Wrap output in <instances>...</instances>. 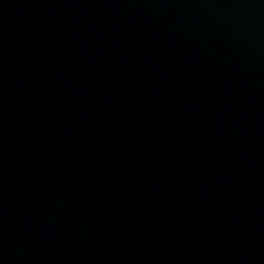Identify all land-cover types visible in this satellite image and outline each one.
<instances>
[{
	"label": "water",
	"instance_id": "water-1",
	"mask_svg": "<svg viewBox=\"0 0 264 264\" xmlns=\"http://www.w3.org/2000/svg\"><path fill=\"white\" fill-rule=\"evenodd\" d=\"M0 264H264V0H0Z\"/></svg>",
	"mask_w": 264,
	"mask_h": 264
}]
</instances>
